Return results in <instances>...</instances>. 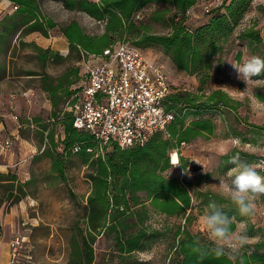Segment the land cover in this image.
Segmentation results:
<instances>
[{
	"label": "rangeland",
	"instance_id": "374dc122",
	"mask_svg": "<svg viewBox=\"0 0 264 264\" xmlns=\"http://www.w3.org/2000/svg\"><path fill=\"white\" fill-rule=\"evenodd\" d=\"M37 5L39 14L45 19L52 20L56 25L54 28L47 29V42L50 45L53 44L54 49H61L60 43H64L66 52L59 51V59L52 58L42 63L39 59L40 53L33 44L46 42V37L39 31H29L30 25L18 27L10 32L4 44L3 38H0V66L12 77L0 82V101H4L3 103L7 105L6 99H12L13 94L15 98L24 99L23 104L20 103L23 112H35L42 109L41 115L39 114L43 116L41 119H48L35 123L38 127L36 129L44 138L45 147L57 155L63 153L60 141L65 135L60 124L52 125V117L65 111L67 101L74 93L68 89H77L82 85L81 80L85 69L83 63L89 62V56L84 54L82 48L76 47L70 50V44L61 30L72 21H76L84 33L98 37L104 32V23L84 11L66 9L62 0H37ZM15 10L10 0H0V23ZM158 10H163V6L157 4L145 6L134 15L135 23L139 26L140 24L150 25L153 33H169L171 28L165 21L154 22L151 19ZM208 19V13L204 12L202 3L185 14V24L192 28L200 27ZM253 23H257L258 29L264 34V0H253L248 14L235 28L224 50L214 58L212 68L198 75H190L178 69L170 55L159 46L149 44L138 46L135 44L137 39L132 35H125L122 40L118 37L114 38V44L128 43L141 50L150 61L162 64L168 74L173 93L191 92L201 95L219 89L241 104L235 110L219 105L201 114L200 117L213 121L216 126L214 133L200 136L191 143L183 145L178 153L177 163L165 172L168 177L190 183L194 197L193 209L188 210L184 216L167 217L153 212L149 213V220L144 225L149 229L162 231L163 234L146 240L144 251L136 253L133 259L125 264H174L177 258L175 246L178 244L175 233L180 226L193 234L207 237L201 218L209 211V208L203 206V199L198 193L210 191L225 198L223 190L217 184L218 181L212 178L223 176L231 169L226 170L220 166L222 148L228 149L229 154L234 150L241 151L244 154L240 155V158L247 162L264 159V132L259 129L260 126L264 127V102H260L254 96L256 89H264V77L261 79L253 77L254 82L247 86L245 82L237 78L236 72L228 63L243 62L253 54L259 56V51L252 52L244 43L236 41L237 35ZM239 53H241L240 59H238ZM200 79H203V82ZM59 83L62 85L61 89L68 91H62L56 95L53 108L49 111L42 108L45 96L40 92H34L32 95L33 98L35 97L32 105V103L27 104V100L20 95V92L12 90L24 89V87L44 89L46 85L54 87ZM2 89H11L13 93L11 94L10 91L2 93ZM17 115L16 108H4L0 105V119L3 121L8 119L13 125L18 121L14 118L18 117ZM192 118L191 116L189 119ZM44 125H49L47 130L52 132L56 147L52 141H47L46 136L41 134ZM11 126L8 127L11 128ZM8 127L6 133H9ZM32 129L29 130L32 131ZM233 137H238L240 140L237 148L231 144ZM7 140L12 141L11 138ZM110 150L111 146L104 147L102 153ZM63 158L65 162L63 175L54 171L53 159L46 154L38 156L37 160L32 158L23 163V170L31 167L34 171L31 176L32 183L26 187L29 194L28 201L25 200L29 202L25 209L31 222L25 224L21 221L20 223L22 235L19 237L25 239L21 249L22 262L28 259L25 257H30L29 264H69L73 257H78L76 252L81 253L79 259H85L83 237L88 233L86 232L84 207L91 185L85 178L87 167L78 155H65ZM197 194L198 198H196ZM4 202L7 205L12 203L7 200L5 186L0 187V206ZM255 204V214L246 223L247 226L255 225V232L248 235L249 242L245 246L247 250H252L253 244L264 240V220L260 215L261 210L264 209V196L258 198ZM217 207L224 210L228 207V203L217 204ZM134 222L131 219L129 225L132 226ZM240 223L236 221L235 231L239 229ZM88 239L91 241L90 237ZM93 247L95 259L92 264H124L118 258L113 237L107 233L97 237Z\"/></svg>",
	"mask_w": 264,
	"mask_h": 264
},
{
	"label": "trees",
	"instance_id": "16d2710c",
	"mask_svg": "<svg viewBox=\"0 0 264 264\" xmlns=\"http://www.w3.org/2000/svg\"><path fill=\"white\" fill-rule=\"evenodd\" d=\"M10 1L17 8L0 23V38H3V44L7 41L8 34L18 27L30 25L29 31H39L47 37V29L56 26L52 20L45 19L39 14L37 0ZM62 1L66 9L84 11L104 23V32L98 37L84 33L76 21L69 23L61 32L68 40L70 50L80 47L85 55H98L115 45V37L122 40L125 35H132L137 39L135 44L138 46L149 44L161 47L170 55L178 69L190 75L202 74L212 68L214 58L224 50V46L253 2L224 0L221 6L208 13L209 19L206 23L198 28H192L185 24V14L199 0ZM149 4L163 6V10L156 11L151 19L154 22L165 21L171 28L169 33H153L150 25L139 26L135 23L134 15ZM257 26V23H253L245 27L237 35L236 41L244 43L252 52L259 51V56L264 57V40ZM33 45L39 51L42 63L52 58L54 60L60 58L58 52ZM240 58L241 53L238 55V59ZM3 69L0 66V77L5 73ZM262 77L264 73L254 78ZM44 87L61 89L62 85L59 83L54 87L49 85ZM200 89L202 90L201 87ZM254 96L260 102H264V89H256ZM219 105L235 110L241 104L219 89L201 95L191 92L172 93L165 102V108L167 111H173L175 116L165 131L154 133L143 146L122 149L113 144L109 145L111 150L104 153L98 151L99 144L89 132L73 126L69 112L52 117V125L60 124L64 131V139L60 141L63 153L56 155L46 147L43 153L53 159V169L60 175L64 174L63 156L78 155L87 167L85 178L91 185L84 207L88 233L83 237L85 259H79L81 253L76 252L78 257H73L69 264H92L95 259L93 244L97 237L106 233L113 237L118 258L125 264L133 259L136 253L144 251L146 240L163 234L162 231L149 229L144 225L149 220V213L173 217L184 216L188 210L193 209L194 197L190 183L168 177L165 172L173 166L170 159L175 150L180 151L183 145L191 143L194 139L214 133L216 126L213 121L200 116L208 109ZM191 116L193 118L189 119ZM40 121L32 120L35 123ZM48 126L42 127L41 134L55 145L52 132L47 130ZM259 129L264 132L263 126ZM75 148L78 150L75 151ZM88 149L92 151L89 152ZM237 154L240 156L244 153L234 150L229 155H222L220 166L226 170L232 168L233 165L228 163L229 156ZM263 173L261 172L262 175ZM15 182V175L0 173V187H6L7 200H11L12 203L28 195L26 187L29 183ZM198 194L203 199V206L208 208L211 203L216 205L228 203V207L223 211L234 220L233 231L236 230V221L251 218L240 216L235 206L221 195L210 191ZM131 219L135 221L132 226L129 225ZM251 232H255L254 224L247 226V235ZM175 234L178 244L175 246L177 258L174 264H264V240L253 244L252 250L243 248L235 260H229L227 257L217 258L211 253L212 245L207 237L193 234L181 226ZM196 248L200 251H196Z\"/></svg>",
	"mask_w": 264,
	"mask_h": 264
},
{
	"label": "built area",
	"instance_id": "2783aa9c",
	"mask_svg": "<svg viewBox=\"0 0 264 264\" xmlns=\"http://www.w3.org/2000/svg\"><path fill=\"white\" fill-rule=\"evenodd\" d=\"M223 3L224 0H204L202 4L204 12L209 13ZM86 56L89 62L83 63L82 85L67 101L64 112L71 114L76 129L94 137L100 153L113 144L122 149L143 146L154 133L166 130L175 114L165 108L173 89L162 64L150 61L141 50L124 42L102 54ZM11 148L12 141L6 140L1 151ZM178 153H172V165L177 163H173V155L178 157ZM261 160L264 159L258 161ZM260 215L264 220V209ZM24 240L17 237L12 241L10 264H29L30 257L21 261Z\"/></svg>",
	"mask_w": 264,
	"mask_h": 264
},
{
	"label": "crops",
	"instance_id": "0c3cea01",
	"mask_svg": "<svg viewBox=\"0 0 264 264\" xmlns=\"http://www.w3.org/2000/svg\"><path fill=\"white\" fill-rule=\"evenodd\" d=\"M203 1L204 0H199L196 3V5H194L188 10V12L198 7V5L200 3H203ZM260 35L262 39L264 40V34L263 32H261V30H260ZM47 41L48 39L46 37V42L41 43V44L37 43V45L43 49H50L52 51H57V52L59 51L66 52V47L64 43H60L61 49H54L53 44L50 45V43H48ZM10 78L12 77L9 75L8 71L6 70L4 75L0 77V82L8 80ZM82 82H83V79L81 80V84ZM2 90H3L2 93H5L6 91H8V93L10 91L11 93L12 90L18 91L20 92V95H23L25 97V99L27 100V104L32 103V105L35 101L34 100L35 97L33 98L32 95L34 94V92L36 93L40 92L43 96H45L44 97L45 100L42 105V108L49 111L53 108V104H54L55 97L57 94H59L62 91H68V90L75 91L77 89H68V90L67 89H31V88L28 89L24 87V89H12V90L2 89ZM11 98L12 99L10 100L6 99V101L8 102L7 105L3 103L4 101H0V105L4 108L5 107L16 108L18 111L17 116L19 118L17 117V119H15L18 121L17 123L13 125L12 123H10V121H8V119L4 121L0 119V155H1L0 156V173L1 174L11 173L12 175H15L16 184L18 182L22 184L23 183L31 184L32 183L31 176L34 170L31 167L30 169L27 168L23 170V163L27 162L28 160L32 158H34V160H37L38 156L45 155L43 153V150L45 147L43 143V139L40 136L39 131L37 130L38 129V127H36L37 123L35 124V122H32V120H46L48 118L41 119L43 118V116H40L42 113L41 111L42 109L35 111V112L34 111L23 112L21 110L22 107L20 106L22 105L20 103L22 102L23 104L24 99L15 98V95L13 94L11 95ZM33 123L35 124V127L32 126ZM8 126H11V128H9ZM7 127H8L9 133H6ZM31 128H33L32 131L29 130ZM8 138L12 139L13 147L11 148L10 151H1L2 144ZM28 164L30 165L31 162L29 161ZM29 184H27V186ZM28 197H29V194L18 202L10 203L8 205L4 202L0 206V221H1V224H0V264H10L11 243L15 238L22 235L21 225H20L21 221H23L25 224L28 222H31L30 216L27 214V210L25 209L27 206V203H29V202H26L28 201ZM247 220L249 219L243 220V222L247 223Z\"/></svg>",
	"mask_w": 264,
	"mask_h": 264
},
{
	"label": "clouds",
	"instance_id": "9594fccd",
	"mask_svg": "<svg viewBox=\"0 0 264 264\" xmlns=\"http://www.w3.org/2000/svg\"><path fill=\"white\" fill-rule=\"evenodd\" d=\"M228 63L236 72L237 78L247 86L254 82L253 77L264 73V57L258 55H250L243 62ZM231 144L233 147L239 145V138L233 137ZM221 154L229 155V150L222 148ZM228 163L233 167L225 175L212 178L218 181L217 184L223 190L225 198L235 206L240 216L252 217L256 210L255 201L264 196V175L261 174L264 172V160L247 162L237 154L229 156ZM201 222L212 245L210 251L217 258L227 257L229 260H235L249 242L246 222L242 221L239 229L233 231L232 218L215 203L209 205V211L202 216ZM195 250L200 251L199 248Z\"/></svg>",
	"mask_w": 264,
	"mask_h": 264
},
{
	"label": "bare ground",
	"instance_id": "6f19581e",
	"mask_svg": "<svg viewBox=\"0 0 264 264\" xmlns=\"http://www.w3.org/2000/svg\"><path fill=\"white\" fill-rule=\"evenodd\" d=\"M174 158H175V160H174ZM177 159H178V157L175 156V155H173V163H176L177 162Z\"/></svg>",
	"mask_w": 264,
	"mask_h": 264
},
{
	"label": "snow or ice",
	"instance_id": "6c2138e0",
	"mask_svg": "<svg viewBox=\"0 0 264 264\" xmlns=\"http://www.w3.org/2000/svg\"><path fill=\"white\" fill-rule=\"evenodd\" d=\"M174 160H175V158H174Z\"/></svg>",
	"mask_w": 264,
	"mask_h": 264
}]
</instances>
